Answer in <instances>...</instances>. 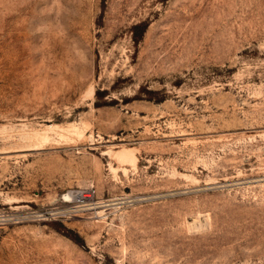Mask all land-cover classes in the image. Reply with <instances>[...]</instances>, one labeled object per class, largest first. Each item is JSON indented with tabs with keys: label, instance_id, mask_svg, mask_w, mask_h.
I'll use <instances>...</instances> for the list:
<instances>
[{
	"label": "rangeland",
	"instance_id": "1",
	"mask_svg": "<svg viewBox=\"0 0 264 264\" xmlns=\"http://www.w3.org/2000/svg\"><path fill=\"white\" fill-rule=\"evenodd\" d=\"M0 264H264V0H0Z\"/></svg>",
	"mask_w": 264,
	"mask_h": 264
},
{
	"label": "built area",
	"instance_id": "2",
	"mask_svg": "<svg viewBox=\"0 0 264 264\" xmlns=\"http://www.w3.org/2000/svg\"><path fill=\"white\" fill-rule=\"evenodd\" d=\"M90 190H76L74 193H70V195L74 196V199L80 201V203L85 202V200L91 197Z\"/></svg>",
	"mask_w": 264,
	"mask_h": 264
},
{
	"label": "bare ground",
	"instance_id": "3",
	"mask_svg": "<svg viewBox=\"0 0 264 264\" xmlns=\"http://www.w3.org/2000/svg\"><path fill=\"white\" fill-rule=\"evenodd\" d=\"M70 196H71L70 193H65V194H64V197H70ZM101 205H102V204H101ZM101 205H100V206H101ZM100 206H98V207L100 208ZM103 206H104V205H103ZM98 211H99V210H98ZM100 211H101V210H100Z\"/></svg>",
	"mask_w": 264,
	"mask_h": 264
}]
</instances>
